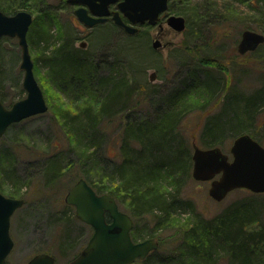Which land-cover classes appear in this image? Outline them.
Segmentation results:
<instances>
[{"label": "trees", "instance_id": "1", "mask_svg": "<svg viewBox=\"0 0 264 264\" xmlns=\"http://www.w3.org/2000/svg\"><path fill=\"white\" fill-rule=\"evenodd\" d=\"M37 1L0 0V10L7 15L21 10L33 14ZM193 1L168 0L167 12L184 17L189 41L194 40L193 35H200L195 34L198 28L206 25L210 27L213 23L216 26V22L227 20L220 17L214 22L208 21L210 14L217 11V0ZM174 3L178 5L174 6ZM63 5L69 6L66 3ZM40 12L38 10L37 13ZM257 12L258 21L254 27L245 26L244 29H256L264 35V8ZM39 16L45 20L42 24L46 27L42 26V30L37 31L30 26L27 33L28 45L37 53L35 61L40 60L43 66L50 68L60 86L77 87L79 90L82 87V96L79 97L82 100L75 97L68 104L71 107L61 110L55 118L59 136L65 143L52 146L53 149L43 157L39 183L42 190L49 191V187H53L64 175H70L71 183L65 190L72 186L74 180L83 178L98 194L113 196L124 212L127 199L128 213L133 220L132 239L154 238L159 244L158 249L151 252L142 264H152V259L161 257L160 250H168V247L180 241L186 226L183 230L175 226L184 225L177 218L182 210L195 219L189 230L183 231L186 247L180 254L176 253L184 257L185 264H264V220L257 228L249 227L261 221L259 217L264 210L261 196L264 194H249L252 196L229 204L209 220L196 213L195 205L190 200L180 197L182 185L191 178L190 143L180 128L187 114L198 111L206 114L222 96L218 109L204 116L197 137L199 145L196 144L204 149L221 148L226 140L248 134L264 147V68L258 69L259 86L250 91H239L230 82L228 84V71L222 69L219 60L214 61L198 53L199 49L207 50L209 42L203 45L196 43L192 47L185 42L172 52L183 56L188 54L200 66L216 68L223 77L215 73L202 76L197 69L189 70L165 96L158 98L155 114L136 119L132 115L135 112L130 113L133 105L142 98L144 101L149 100L152 93L157 94V90L153 92L150 84L137 78L139 69L134 67V60L122 57L123 54L118 53L116 48L113 61L107 66L110 70L100 74L98 65L92 63V57L74 48L70 38L50 34L49 27L55 18L50 15L48 18H43L42 14ZM109 23L113 30L118 29L112 22ZM135 35L137 40L142 38L137 33ZM221 45L219 41L217 48L221 49ZM147 48L155 58L157 53L152 51V47ZM263 48L264 43L251 52L252 55L264 57ZM160 67L159 72L163 70V66ZM126 69L132 77L126 74ZM76 81L78 86L74 84ZM204 102L205 106L202 105ZM116 125L117 155L110 156L102 146L106 130ZM12 151V146L6 149L7 155ZM7 155L0 161L3 165L0 171L4 172L3 183L9 191L17 186L19 195L21 187L13 180V160ZM75 170H79V174ZM4 178L8 183H5ZM64 207L55 218L58 223H62L58 231V249L65 248L72 240L67 225L70 219H75L74 211L71 206ZM143 218H147L152 227L141 232L137 226ZM89 230L92 233L90 227ZM178 231L181 233L177 234ZM167 232L168 237L164 235ZM59 252L66 254L62 250ZM77 254L74 253L70 260ZM179 256L167 255L165 260L175 262ZM54 257L57 264L58 257Z\"/></svg>", "mask_w": 264, "mask_h": 264}, {"label": "rangeland", "instance_id": "2", "mask_svg": "<svg viewBox=\"0 0 264 264\" xmlns=\"http://www.w3.org/2000/svg\"><path fill=\"white\" fill-rule=\"evenodd\" d=\"M215 1L213 0V2ZM62 2L66 3V0H62ZM62 2L60 0H38L37 5H35L36 12L31 13L32 23L30 26L37 31L42 30L40 28L42 26L46 27L42 24L45 23V20L39 16L40 14L43 15V18H48V15L55 18V22L53 24L51 23L49 27L50 34L55 37L70 38L74 48L80 49L92 57V63L98 65L97 71L100 74H106L110 70L108 69V64L113 61V52L116 48L118 53L121 52L123 54L122 57L134 60V67L139 69L136 73L138 74L137 78L150 84L152 90H154L153 92L157 90V94L152 93L149 100L146 99L144 101L142 98L140 102L137 103L136 101L137 104L133 105V111L131 110L130 113L135 112L132 115L136 119L148 116V114H155L154 107L158 102V98L165 96L170 88L174 87L178 80L182 79L189 70L197 69L202 76L215 73L217 76L223 77L222 74L218 73L216 68L200 66L188 54H184L183 56L172 52L176 48H181V44H185V42L191 47L196 43L203 45L209 42V48L207 50L199 49L198 53L214 61L219 60L222 69L228 71V76L226 75L228 84L230 82L237 90L250 91L260 84L258 69L264 68V57L252 55L251 52L240 55L237 52V45L241 33L245 30L244 27L251 26L253 28L258 21L257 10L264 8V0H217V11L210 14L208 21L214 22L215 19L220 17L226 18L227 20H223V23L216 22V26L213 23V26L209 27L206 25L203 28H198L194 32L200 35L198 37L193 35L194 40L192 41H189L185 29L180 34L173 31L165 34L162 39V44H170L163 48L158 47L156 50L152 49L153 52L157 53L156 57L159 60L156 57L154 58L151 51L147 48L152 47L151 45L155 41L157 27L148 25L137 26V35H139L138 37H142L138 40L135 39L137 37L136 35H128L120 28L113 30L109 26V22H107L106 26L86 28L74 15V7L63 5L64 3ZM193 2H197V0ZM177 5L174 3V6ZM38 10L41 11L39 14L37 13ZM45 14L48 15L44 16ZM167 14L182 16L170 12ZM33 19H36V21H33ZM164 19L165 16L162 20L164 21ZM163 26L167 28L165 23ZM246 30L258 32L256 29ZM2 39H0V92L4 105L10 107L14 102L23 99L26 93L21 86L23 72L19 68L21 52L17 40L8 37ZM105 40L108 42H99ZM219 41L222 44L221 49L217 48ZM83 42L86 45L81 48L80 45ZM29 52L33 62L34 77L42 90L47 111L11 125L0 140V149H2L0 161L2 157L7 155L6 149L12 146L13 151L11 154L8 153L7 156L13 160L12 166H14V170L12 172L15 178L13 180L21 187L19 195L25 200V204L14 212L10 220V235L13 239L14 246L7 258V262L8 264H26L35 254L48 251L47 253L58 257L57 264H67L73 254L79 253L81 247H84L91 235V231L87 225L79 221L76 217L73 220L70 219L69 225L67 226L71 230L72 240L65 248L62 249L59 247L58 249V231L62 223H58L55 218L58 216L59 211L65 209L64 196L67 192L65 187L71 183L72 176L64 175L53 187H49V191L44 192L39 184L41 176L40 170L44 163L43 157H46L48 155L47 152L53 149L52 146L56 144L60 145L61 142L65 143V140L59 136V130L56 125L57 120L55 118H57L61 110L69 107L68 104L75 97L80 101L82 100V98H79L82 96V87L79 90L77 87L68 88L60 86L58 78L55 79L53 77L54 75L51 69L43 66L40 60L38 62L35 61L37 53L30 46ZM157 64L163 66L162 71H158L161 67L157 66ZM151 73H155L153 81H149ZM126 74L132 77L128 69H126ZM77 82L74 84L78 86ZM138 98L140 97L138 96ZM221 98L205 112L206 114L198 111L187 114L183 119L180 128L186 139L189 140L190 153H192V142L197 143L198 133L204 116L218 109ZM202 105L205 106L206 103L204 102ZM116 132L117 125L108 128L105 132V141L102 147L105 153L110 156L117 155ZM262 137L264 138V132ZM58 139L60 140L58 141ZM233 140H226L223 147H219L223 153L229 155V148ZM2 166L0 162V168ZM191 168L192 161L190 177ZM75 171L76 174H79V170ZM208 189L209 182H198L192 179V177L188 178L180 189V197L182 200H190L191 204L195 205L196 213L204 217L205 220L217 216L229 204H234L238 200L249 198L252 196L249 194H253L248 190H234L224 200L216 202L209 197ZM261 198L264 201V196H261ZM257 200L261 201L259 199ZM127 202L128 200L126 199V213H128ZM262 214L259 217L261 221L253 223L249 226L250 228H257L262 224L264 210ZM177 218L184 224L178 227L175 226L179 230L185 228L189 230L190 224H194L195 222L193 216H190L187 211L184 213L183 210ZM184 226L186 227L184 228ZM150 227L152 226L147 218H143L137 226L141 232H144ZM183 231L182 236L180 235V241L175 245H171L170 248L168 247V250H160L159 256H161V260L160 258H154L151 260L152 264H185L186 260L184 257L178 255L186 247L185 242L187 241L184 240ZM180 233L181 231H178L177 234ZM164 235L168 237L169 232ZM136 241H141V239H137ZM60 250L65 251L66 254H60ZM167 255H177L179 257L175 262H168L165 260Z\"/></svg>", "mask_w": 264, "mask_h": 264}, {"label": "water", "instance_id": "3", "mask_svg": "<svg viewBox=\"0 0 264 264\" xmlns=\"http://www.w3.org/2000/svg\"><path fill=\"white\" fill-rule=\"evenodd\" d=\"M78 5L74 15L85 27L102 24L111 17L113 24L126 34L133 35L137 26L158 25L160 15L168 10V0H67ZM114 12L108 7L116 3ZM125 20V21H124ZM32 15L18 11L6 15L0 11V38H16L20 48V65L23 72L22 89L26 96L6 108L0 98V138L7 128L22 120L43 114L47 105L33 73L27 32ZM165 24L175 33L185 29L182 16L167 15ZM264 43V35L251 30L241 33L237 52L243 55L253 52ZM83 42L80 46L83 48ZM159 43L154 41L152 48ZM151 73L149 81H153ZM191 177L198 182H209L208 195L221 202L234 190H248L253 194H264V147L248 134L234 138L229 155L219 147L200 148L192 142ZM64 203L74 208L75 217L92 228V234L83 249L67 264H142L151 252L156 251L158 242L153 238L133 241V221L129 214L120 210L110 194H98L83 178L78 179L64 196ZM23 199H9L0 195V264H6V257L13 247L9 235L10 218L22 207ZM26 264H56V258L48 253H38Z\"/></svg>", "mask_w": 264, "mask_h": 264}, {"label": "flooded vegetation", "instance_id": "4", "mask_svg": "<svg viewBox=\"0 0 264 264\" xmlns=\"http://www.w3.org/2000/svg\"><path fill=\"white\" fill-rule=\"evenodd\" d=\"M120 0H118L117 2H119ZM117 2L116 3H114V4H112V5H110L109 7H108V10L110 11V13H112V12H114L115 10H117V8H116V4H117ZM66 4H69V6H72V7H74V11L79 7L78 5H75V4H72V3H70V2H68L67 0H66ZM1 11V10H0ZM164 18V16L162 15L161 17H160V20L158 21V25L157 26H155V27H157V34H156V37H155V40L156 41H158V43H159V45H158V47L159 48H163L164 46H167V45H169L170 43H168V44H162V39H163V37H164V35L165 34H167V33H169V32H171V31H173L171 28H169V27H167V28H165L164 26H163V24L165 23V19H164V21L162 20ZM125 21V20H124ZM107 22H112L113 23V21L111 20V17L109 16V17H107V19H106V21L104 22V23H102V24H105V23H107ZM95 27V26H94ZM86 28H88V27H86ZM91 28H93V27H91ZM174 32V31H173ZM2 38H5V37H2ZM2 38H0V39H2ZM81 47V46H80ZM157 47V48H158ZM82 48V47H81ZM12 105V104H11ZM6 108H9V107H7L6 106ZM0 140H1V138H0ZM1 174H3V172H1L0 171V195L2 196V197H5V198H9V199H21L20 198V196L18 195V193H17V186L13 189V190H11V191H9L7 188H6V186H5V184L3 183V176H1ZM4 175V174H3ZM8 179V178H7ZM7 179L6 178H4V180H6L5 181V183H8V181H7ZM23 199V198H22ZM24 200V199H23ZM24 204H25V200H24ZM21 208V207H20ZM19 209V208H18ZM18 209H16V210H18ZM16 210L14 211V212H16ZM14 212H13V214H14ZM12 214V215H13ZM12 215H11V217H12ZM10 220H11V218H10ZM9 235H10V227H9ZM10 238H11V240L13 241V239H12V237H11V235H10ZM13 246H14V242H13ZM12 249H13V247H12ZM12 249H11V251H12ZM11 251H10V253H11ZM9 253V254H10ZM9 254H8V256H9ZM8 256L6 257V264H8V262H7V258H8Z\"/></svg>", "mask_w": 264, "mask_h": 264}]
</instances>
